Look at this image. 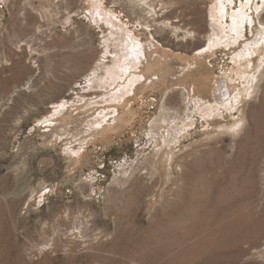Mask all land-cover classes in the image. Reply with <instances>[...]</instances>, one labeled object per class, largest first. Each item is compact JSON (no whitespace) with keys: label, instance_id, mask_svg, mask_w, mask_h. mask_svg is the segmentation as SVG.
Segmentation results:
<instances>
[{"label":"rangeland","instance_id":"obj_1","mask_svg":"<svg viewBox=\"0 0 264 264\" xmlns=\"http://www.w3.org/2000/svg\"><path fill=\"white\" fill-rule=\"evenodd\" d=\"M130 5L0 0V264H264V0Z\"/></svg>","mask_w":264,"mask_h":264},{"label":"bare ground","instance_id":"obj_2","mask_svg":"<svg viewBox=\"0 0 264 264\" xmlns=\"http://www.w3.org/2000/svg\"><path fill=\"white\" fill-rule=\"evenodd\" d=\"M183 1L182 0H128V2L133 6V9L138 8L141 10V12H143L142 18L144 19V21L150 22L152 25H154L156 27L157 32H163L166 29L170 30L173 33V37H172L174 40L173 42L183 41V40H187L190 38H195L197 36L196 32L190 30L189 28H187L186 26L181 24V22L184 21V17L187 15L186 11L181 7V4ZM89 5H90L89 7H92L93 5H95V0H89ZM140 18H141V16H140ZM142 18H141V20H142ZM242 25H243V23L238 24V21L236 20V18H233V23L230 26V28H231V31H234L236 33L235 34L236 38H237V35L240 34V31L243 27ZM128 30H127V34L124 36H127L128 39L131 40L132 44H133L134 38ZM258 33L259 34H258L256 40L254 41V44H257V45L260 42H262V40L264 39L263 34L260 30ZM263 33H264V31H263ZM122 35L120 34V36H122ZM120 42H121V44H124L125 39L122 38L120 40ZM23 44L29 45V48H30L29 50L32 52L30 44H27L25 42H21L18 45V47H21V45H23ZM216 44H218V42H213L214 46ZM135 45L136 44H134V46ZM137 45H139V44H137ZM226 45L228 46L229 43H227ZM245 49H247V48H245ZM242 51H243V49H242ZM252 54H253L252 49L249 48V49H247V51H243L238 56H246V55H252ZM122 57L123 56H121V58ZM119 61L116 64V66L123 69V66H122L123 61H124L123 58L120 59ZM115 70H114V72H115ZM114 72L112 74H115ZM28 83L29 82H27V84ZM17 90H18V87L14 90L11 97L14 96V94L17 92ZM217 91L219 92V94H218L219 99H222V100H224V98H226L227 96H229L231 94L227 90V88L225 87L224 84H220ZM10 101H11V98H9V102ZM206 115L209 116L208 113ZM184 159L185 158L182 157L176 163L175 169H176L177 173H180V170L182 171V169H183L182 166L184 165V163H183ZM178 167L180 168V170ZM78 221H80V220H78ZM82 222H83V220H82ZM82 222L81 223L79 222L78 224H77V222H75L76 223L75 229H78L79 233H81L85 227L82 225Z\"/></svg>","mask_w":264,"mask_h":264}]
</instances>
